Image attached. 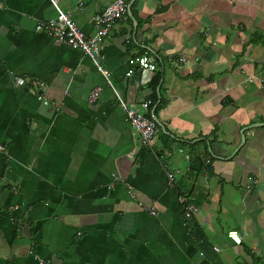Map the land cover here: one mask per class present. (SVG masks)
Wrapping results in <instances>:
<instances>
[{
	"label": "crops",
	"instance_id": "obj_1",
	"mask_svg": "<svg viewBox=\"0 0 264 264\" xmlns=\"http://www.w3.org/2000/svg\"><path fill=\"white\" fill-rule=\"evenodd\" d=\"M111 1L59 8L89 37ZM124 2L97 45L109 87L34 30L55 16L47 0H0V264H264V0ZM113 92L163 101L148 145Z\"/></svg>",
	"mask_w": 264,
	"mask_h": 264
},
{
	"label": "built area",
	"instance_id": "obj_2",
	"mask_svg": "<svg viewBox=\"0 0 264 264\" xmlns=\"http://www.w3.org/2000/svg\"><path fill=\"white\" fill-rule=\"evenodd\" d=\"M61 0H47L51 7L55 11V16L47 21H41L35 24L34 30L39 33L45 34L52 40L67 46L70 49L80 51L85 55L90 62L94 65L96 71L103 77L106 85L111 87V81L109 79V73L101 68L98 62V43L105 38H108L111 33L112 25L123 19L126 13V2L124 0H113L107 6H105L93 19V33L91 36L86 37L75 26L71 20L69 14L60 10L59 3ZM75 9L81 7L80 2L75 3ZM178 62H183V59H178ZM127 64L135 70H147L154 71L156 66L151 60L149 55H141L134 58H129ZM132 73L129 70L125 76L128 77ZM252 79H249L251 81ZM262 82V80H261ZM29 85L37 89L39 93L45 87L42 81L32 78ZM100 93V88H93L88 94V102L94 103ZM117 106L124 114L127 122L132 127L134 133L138 136L140 143L143 146L148 145L154 136L157 125L149 113L150 102L145 101L141 103L126 104L113 92ZM38 101H41L43 105L47 103L42 100V95H37ZM0 150H2L0 148ZM177 172H166L165 177L169 184H172L173 176ZM178 202L182 205V218L187 221L197 209L190 204L186 198L179 197ZM141 209L146 211L142 206ZM146 212L149 215L154 214V208L151 206ZM227 238L234 244H239V238L234 232L227 233ZM216 251V249H214ZM43 264L42 261H40Z\"/></svg>",
	"mask_w": 264,
	"mask_h": 264
},
{
	"label": "trees",
	"instance_id": "obj_3",
	"mask_svg": "<svg viewBox=\"0 0 264 264\" xmlns=\"http://www.w3.org/2000/svg\"><path fill=\"white\" fill-rule=\"evenodd\" d=\"M139 55H137V56H135V57H138ZM134 58V57H133ZM150 102V106H152V105H154L155 103H157V101H156V99H154V98H152V100L151 101H149ZM164 105V103H163V101H161V99L158 101V103H157V105L156 106H163ZM194 162H198V160L197 161H194ZM194 170H195V168H193Z\"/></svg>",
	"mask_w": 264,
	"mask_h": 264
},
{
	"label": "water",
	"instance_id": "obj_4",
	"mask_svg": "<svg viewBox=\"0 0 264 264\" xmlns=\"http://www.w3.org/2000/svg\"><path fill=\"white\" fill-rule=\"evenodd\" d=\"M130 2L127 4V6H126V14L127 15H129V7H130ZM153 120L155 121V119L153 118ZM155 123H156V121H155ZM156 125H157V123H156Z\"/></svg>",
	"mask_w": 264,
	"mask_h": 264
}]
</instances>
